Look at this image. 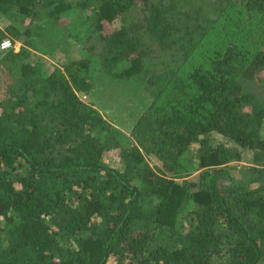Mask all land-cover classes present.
<instances>
[{
    "label": "trees",
    "instance_id": "16d2710c",
    "mask_svg": "<svg viewBox=\"0 0 264 264\" xmlns=\"http://www.w3.org/2000/svg\"><path fill=\"white\" fill-rule=\"evenodd\" d=\"M74 6L79 35L60 23ZM40 9L98 46L100 73L147 77L132 146L78 97L85 80L32 63L53 34L28 26ZM0 17V43L28 37L0 52V264H264V0H0Z\"/></svg>",
    "mask_w": 264,
    "mask_h": 264
},
{
    "label": "rangeland",
    "instance_id": "374dc122",
    "mask_svg": "<svg viewBox=\"0 0 264 264\" xmlns=\"http://www.w3.org/2000/svg\"><path fill=\"white\" fill-rule=\"evenodd\" d=\"M235 1L237 3L240 2V0ZM49 11V9H40L41 16H46L43 21H32V23H29L30 21L26 20L22 26L24 27L29 23L28 26L32 28L42 26L49 34L53 33L49 41L44 39L40 40L39 43L40 49L46 50L47 54L31 53L32 63L41 73H44L43 75H47L54 68H59L64 72L67 78L76 77L77 80H85L88 88L87 95L78 92V97L110 123L113 127V136L117 141L119 140L121 147L132 146L133 142L129 137V132L139 116L149 106L152 99V92L146 87L147 77L144 78L141 76L140 78L125 80L115 77L113 74L114 72L110 74L104 72L100 73L99 66L97 67L95 66L96 64L92 63V57H97L99 54L96 44L98 40L94 41L93 39L94 44L97 46L96 49H90L89 47L81 46L80 43L84 42L82 39H77V41H81L78 43L77 41L74 42V39H71L69 36L65 37L63 30L60 31L56 24L54 30H51V24L47 21ZM61 17V25H67L68 32L71 34L79 35L85 33L86 27L90 23V18L88 19L89 14L75 6L72 10L61 15ZM8 23L9 21H7L6 18L0 17V28L4 29ZM116 27L117 24H114L110 25V27L107 26V29L109 31ZM21 31L24 32L22 29ZM60 35L63 37L61 38ZM25 39H28V37L21 36L14 40L11 39L17 47L15 52H18L23 47ZM50 51H52V54H49ZM165 54L167 55L162 56V58H171V52ZM80 64L86 65L87 67H78ZM122 68L123 65L119 66L117 72ZM150 68L149 71L151 72L154 67L150 66ZM261 135L264 138V124L261 129ZM210 139H212L211 142L213 144L221 143L228 146L231 145L226 139L216 134H211ZM119 152L120 149H115L110 151V153H106L105 160H108V162L114 161V163H116L115 166H118L115 161L119 159ZM247 157L248 156L244 154L240 163L230 164V168L233 167L231 169V174L237 182L241 181V183H245L247 181L246 174L242 170V167L246 165ZM149 163L152 167H156L158 164L156 161H150ZM192 207L193 206L190 205L185 207L184 210L181 211L180 218L187 215Z\"/></svg>",
    "mask_w": 264,
    "mask_h": 264
},
{
    "label": "built area",
    "instance_id": "2783aa9c",
    "mask_svg": "<svg viewBox=\"0 0 264 264\" xmlns=\"http://www.w3.org/2000/svg\"><path fill=\"white\" fill-rule=\"evenodd\" d=\"M17 50L15 43L10 39H5L0 43V52L8 51V50Z\"/></svg>",
    "mask_w": 264,
    "mask_h": 264
}]
</instances>
